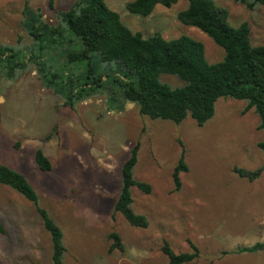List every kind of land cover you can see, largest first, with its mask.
<instances>
[{"label": "rangeland", "instance_id": "374dc122", "mask_svg": "<svg viewBox=\"0 0 264 264\" xmlns=\"http://www.w3.org/2000/svg\"><path fill=\"white\" fill-rule=\"evenodd\" d=\"M128 1L106 0L132 30L144 36L159 32L166 39L189 35L204 44L209 62L224 58L225 50L207 33L179 21L188 0L170 7L157 4L148 16L131 13ZM73 2L0 0V42L27 46L33 41L29 23L38 14L56 23L55 11L67 10ZM216 2L228 9L232 25L247 21L251 41L264 44V6L250 9L235 0ZM53 50L44 61L55 72L65 61ZM79 64H68L72 78L80 74ZM112 65L98 63L107 71ZM160 80L172 87L184 83L171 74H161ZM107 85L105 93L86 95L71 106L58 86L43 84L33 66L18 78L0 80V163L28 178L41 206L62 227L67 246L63 264H168L162 251L165 240L176 253L192 251L189 240L199 247V257L184 264H264V251L236 252L264 242V171L253 181L233 171L235 165H264L258 145L264 131L258 129L255 110L243 113L245 100L222 97L204 125L191 117L175 123L141 114L134 102L122 108L120 90ZM138 141L134 177L150 184L151 190L132 187L133 208L146 215L147 227L133 226L122 213L114 214L121 167ZM37 148L50 159L51 170L39 168ZM184 148L189 169L180 173L182 186L176 190L173 171ZM112 232L121 236L124 251L109 252ZM52 254L51 235L34 205L0 183V264H52Z\"/></svg>", "mask_w": 264, "mask_h": 264}, {"label": "trees", "instance_id": "16d2710c", "mask_svg": "<svg viewBox=\"0 0 264 264\" xmlns=\"http://www.w3.org/2000/svg\"><path fill=\"white\" fill-rule=\"evenodd\" d=\"M177 1L129 0L126 8L131 13L148 16L157 4L170 7ZM235 1L250 9L264 6V0ZM55 15L56 23L42 19L41 14L31 22L29 19V34L33 41L25 47L15 48L0 42L1 81L18 78L33 66L40 73L43 84L47 88L58 86L65 102L71 106L86 95L105 93L110 82L120 90L117 100L122 108L126 103L134 102L141 114L153 119L181 123L191 117L199 126L213 117L219 98L231 97L246 101L243 113L252 108L255 110L260 117L258 129L264 131V44L251 41L247 21L232 25L228 20V9L216 0H188V6L178 13V19L183 24L201 29L225 50L224 58L217 62H209L204 44L189 35L166 39L159 32L144 36L140 31L132 30L106 0H74L67 10H56ZM72 43L80 48H63L64 44ZM52 47L56 49L53 51H59L60 61H65L63 68L55 72L48 69L44 61ZM24 49H29V53H24ZM22 52L24 54L20 55ZM85 60L88 63L83 67L79 63ZM101 61L114 65L107 71V68L98 67ZM68 64H79L80 74L72 78ZM161 74L175 75L184 83L172 87L160 80ZM258 145L264 151V140ZM139 149L138 141L122 164L114 214L122 213L133 226L147 227L146 215L133 208L132 187L145 192L151 190L150 184L134 177ZM185 152L184 148L173 171L176 190L182 186L180 173L189 169ZM34 157L42 171L52 169V163L42 148L36 149ZM233 171L253 181L261 176L264 165L255 169L235 165ZM0 183L13 188L34 205L43 227L52 238V264H63L67 252L63 229L41 206L38 193L28 178L0 163ZM109 237L112 240L109 252L124 251V243L117 232H112ZM189 242L192 251L176 253L170 243L164 241L162 251L168 257V264H184L199 257V247L191 240ZM259 251H264V242L236 249L239 253Z\"/></svg>", "mask_w": 264, "mask_h": 264}]
</instances>
